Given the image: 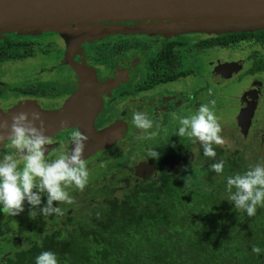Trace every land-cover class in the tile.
<instances>
[{"label":"flooded vegetation","instance_id":"obj_1","mask_svg":"<svg viewBox=\"0 0 264 264\" xmlns=\"http://www.w3.org/2000/svg\"><path fill=\"white\" fill-rule=\"evenodd\" d=\"M192 34L199 36L186 44L184 40ZM206 36L210 34L177 33L165 38L156 33L116 32L72 41L67 47L65 38L52 30L0 32V117L23 107L53 108L79 97L89 100L91 96L95 104L91 126L95 130L111 127L108 135L113 134L106 137L104 145L83 153L89 172L88 184L82 192L74 187L67 189L74 203L58 205L63 215L38 214L33 219L27 202L17 216L0 211V257L30 246L44 234L62 229L73 218L106 199L122 197L138 184L158 181L163 172L186 170L212 159L204 156L199 142L179 137L176 124L178 118L194 115L201 104H208L217 119H223L217 102L224 96L234 98L232 92L225 93L224 85L238 74L244 59L237 71L227 75L220 72L217 64L240 58L212 62L204 59L205 66L192 63L198 59L192 52L199 53L208 47L223 48L200 45L199 41ZM248 59L249 85L259 84L262 90L256 97L247 132L242 133L245 135L251 131L257 117L255 111L264 95L262 69L249 71L254 59L249 55ZM245 91L247 88L236 96L237 109L230 114L232 119L235 116L238 120ZM211 101H215L214 107ZM135 112L146 114L153 121V127L147 132L138 129L132 122ZM260 121L262 125L253 126L254 130H264V117ZM234 130L240 132L237 125ZM73 131L81 132L80 125L46 132L53 140L46 146V159L71 151ZM193 144L194 154L201 160L197 163L191 152ZM89 146L86 144L84 151ZM5 150L0 145V152ZM152 150L159 153L158 159L150 157ZM98 190L100 197L95 195ZM44 203L46 197H42L41 207Z\"/></svg>","mask_w":264,"mask_h":264},{"label":"trees","instance_id":"obj_2","mask_svg":"<svg viewBox=\"0 0 264 264\" xmlns=\"http://www.w3.org/2000/svg\"><path fill=\"white\" fill-rule=\"evenodd\" d=\"M199 42L223 48L248 44L254 59L249 71L264 68V29L224 32ZM214 149L216 157L206 164L163 172L158 181L106 199L62 229L0 257V264H36L43 251L54 252L58 264H264V208L252 217L238 212L226 189L227 177L255 165L240 150ZM261 152L264 157V146ZM220 161L222 174L210 170ZM253 246L262 250L259 255Z\"/></svg>","mask_w":264,"mask_h":264},{"label":"water","instance_id":"obj_3","mask_svg":"<svg viewBox=\"0 0 264 264\" xmlns=\"http://www.w3.org/2000/svg\"><path fill=\"white\" fill-rule=\"evenodd\" d=\"M132 22V23H126ZM264 29V0H0V32L52 30L62 35L67 47L77 40L97 38L116 32L156 33L165 38L177 33L220 34ZM241 59L221 62L223 75L238 70ZM253 83L242 94L237 130L246 133L257 94ZM71 99L53 108L23 107L39 111L47 131L60 126L80 125L90 144L84 153L104 145L112 128L95 130L91 116L95 109L91 96ZM87 100L90 102H87Z\"/></svg>","mask_w":264,"mask_h":264},{"label":"clouds","instance_id":"obj_4","mask_svg":"<svg viewBox=\"0 0 264 264\" xmlns=\"http://www.w3.org/2000/svg\"><path fill=\"white\" fill-rule=\"evenodd\" d=\"M210 103L214 107L215 101ZM178 119L180 126L176 134L192 143L199 142L204 156L215 158L217 153L213 146L223 145L224 139L220 135L221 124L208 104H201L194 115ZM132 122L145 132L153 127V121L141 112L133 113ZM67 123L61 120L60 126ZM46 132L41 113L34 109L15 112L10 121L0 117V145L6 149L0 152V211L5 215H19L24 211L25 202L30 206L29 216L33 219L38 214L63 215L58 205L74 203L67 189L74 187L82 192L88 184L89 172L83 153L89 137L73 131L71 151L46 159V146L53 142ZM149 155L159 158L154 150ZM209 167L222 174L224 162H215ZM226 189L227 199L234 203L235 210L254 216L258 207L264 208V165L257 164L242 174L227 177ZM42 197H46V203L41 207ZM252 251L259 255L262 250L253 246ZM36 264H58V260L54 252L43 251L36 257Z\"/></svg>","mask_w":264,"mask_h":264},{"label":"rangeland","instance_id":"obj_5","mask_svg":"<svg viewBox=\"0 0 264 264\" xmlns=\"http://www.w3.org/2000/svg\"><path fill=\"white\" fill-rule=\"evenodd\" d=\"M199 35L197 34H192L191 36H187V39L184 40L186 44H191L195 38H197ZM183 48V47H181ZM251 47L248 44H241L238 47L234 48H229V49H223V48H215V47H208L204 48L201 50V52H192L195 57H197V60H193L192 63L196 64H203L204 66L206 65L204 63V59H210L211 62L214 61V59L218 60H227V59H244L243 65L241 69L239 70L238 74L231 77L226 83L224 91L225 93L232 92L234 94V98L230 99L228 97H221L218 102H217V108L218 110L223 113V119H218V122L221 124L222 127V132L220 135L224 139V144L222 145L223 147L228 148L229 150L232 149H237L240 150L243 154L245 159L253 164V165H264V157L262 156L261 150L263 149L264 146V130L260 131L258 129L253 128V126H260L262 125V119L264 117V95L261 97V100L259 101L258 104V110L255 111V116H257L252 122V127L251 131H249L248 134H242L236 130H234V127L237 125V120L236 117L232 115L237 109V98L238 94L243 89L247 90L251 87L249 85L250 80H251V75L246 72V68L249 65V59L248 55L250 52ZM260 51L264 53V47L260 48ZM260 76L264 78V69L260 72ZM256 77H259L256 75ZM225 84V83H224ZM253 86L255 87V92L258 96L259 90H262V86L256 83H253ZM227 87V88H226ZM264 89V86H263ZM264 92V91H263ZM261 92V93H263ZM256 107V108H257ZM260 118V119H259ZM179 122L176 124V128H179ZM253 128V129H252ZM196 147H194V144L192 146V153H193V160L195 163L199 160L198 156L196 157V154H194V150ZM196 153V150H195ZM196 158V159H195ZM96 197L101 196V191L98 190V192L95 194ZM11 251V250H9Z\"/></svg>","mask_w":264,"mask_h":264}]
</instances>
